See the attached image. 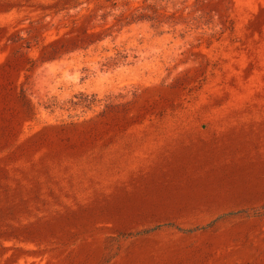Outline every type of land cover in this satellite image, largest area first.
Segmentation results:
<instances>
[{
  "label": "rangeland",
  "instance_id": "obj_1",
  "mask_svg": "<svg viewBox=\"0 0 264 264\" xmlns=\"http://www.w3.org/2000/svg\"><path fill=\"white\" fill-rule=\"evenodd\" d=\"M65 3L0 0V264H264V0Z\"/></svg>",
  "mask_w": 264,
  "mask_h": 264
},
{
  "label": "trees",
  "instance_id": "obj_2",
  "mask_svg": "<svg viewBox=\"0 0 264 264\" xmlns=\"http://www.w3.org/2000/svg\"><path fill=\"white\" fill-rule=\"evenodd\" d=\"M70 7H75L78 0H67ZM111 0H96V6H106V4L110 3ZM85 3H90L89 1ZM78 5V4H77ZM18 101L20 103L23 114L25 115L28 122L34 121L37 119L36 111L33 102L28 97L26 90L21 87L18 91ZM26 132V131H25Z\"/></svg>",
  "mask_w": 264,
  "mask_h": 264
}]
</instances>
